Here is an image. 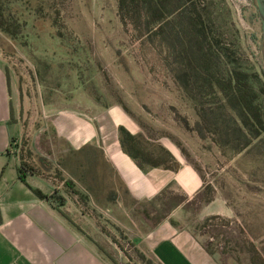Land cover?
Listing matches in <instances>:
<instances>
[{"label":"rangeland","instance_id":"rangeland-1","mask_svg":"<svg viewBox=\"0 0 264 264\" xmlns=\"http://www.w3.org/2000/svg\"><path fill=\"white\" fill-rule=\"evenodd\" d=\"M217 1L223 16H230L240 30L251 64L264 72V38L255 0ZM0 15L23 26L19 40L5 36L12 41L7 54L13 71L29 100L28 125L51 130L52 115L61 123L83 120L100 140L102 120L107 125L110 118L118 128V143L123 129L146 150L169 160L174 171L157 169L161 177L185 170V184L190 185L185 197L182 188L171 183L140 208L151 216L150 222L139 224L131 216L124 224L116 209L88 211L91 225L81 223L101 250L117 264H160L131 240L184 201L183 227L216 253L219 264H264V159L233 154L215 146L208 135L199 137L194 106L175 82L159 44L123 29L116 0H0ZM71 113L77 114L75 119ZM124 120L127 124L121 128ZM65 128L50 132V140L37 132L35 145L29 140L32 166L38 165L62 189L66 182L76 190L88 186L96 192L105 184L109 193L120 194L110 203L124 199L127 185L103 151H72L77 144ZM93 201L107 203L99 196Z\"/></svg>","mask_w":264,"mask_h":264},{"label":"crops","instance_id":"crops-1","mask_svg":"<svg viewBox=\"0 0 264 264\" xmlns=\"http://www.w3.org/2000/svg\"><path fill=\"white\" fill-rule=\"evenodd\" d=\"M11 44L12 41L0 31V264H117L111 261L109 254L102 252L91 232L81 223L91 225L87 212L116 209L121 214L118 219L124 224L131 222V216L139 224L143 220L150 222L151 216L148 215V220L147 212L140 208L143 204H150L171 183L182 188L185 197V189L188 192L187 187L190 186L185 184V170L166 177H161L157 169L142 171L121 152L118 128L112 126L110 118H106L107 125H103L102 120L99 129L101 141L95 137L90 123L78 119L73 124L61 123L56 115L51 116L55 117L51 130L47 125L43 130H34L26 123L29 100L24 95L22 81L13 71L12 58L7 54ZM71 114L73 116L70 117L75 119L77 114ZM121 122L123 124L119 126L125 128L126 120ZM66 126L69 137L77 144L72 151L79 153L87 147L103 151L127 185L124 199L110 203L120 194L117 191L109 193L105 184H101L102 188L96 192L88 186L79 191L71 184L69 193L61 185L52 184L53 179L49 177L24 173V182L21 181V159L30 166L35 163L29 140L31 145H35L37 132L38 136L43 133L50 140V135ZM25 145L27 147H23ZM34 168L39 169L38 165ZM197 189L189 192L192 194ZM34 191H40L48 199H40ZM54 195L60 200L51 199ZM94 196H99L100 200L106 198L107 203L95 204ZM184 224L183 203L160 223L153 225L150 231L135 233L131 242L135 248L152 254L160 264H219L189 229L183 227Z\"/></svg>","mask_w":264,"mask_h":264},{"label":"trees","instance_id":"trees-1","mask_svg":"<svg viewBox=\"0 0 264 264\" xmlns=\"http://www.w3.org/2000/svg\"><path fill=\"white\" fill-rule=\"evenodd\" d=\"M116 1L123 29L139 40L159 44L175 82L194 106L199 121L194 131L199 137L208 135L215 146L233 154H254L264 159V72L251 64L240 30L230 16H223L220 2ZM22 28V24L0 15V31L12 40L23 37ZM119 134L124 153L142 171H174L169 160L146 150L136 137L123 129ZM24 173L45 177L21 159L19 174L23 182ZM64 185L72 190L71 184ZM34 193L48 199L40 191ZM51 199L60 200L55 195ZM206 250L217 258L211 249Z\"/></svg>","mask_w":264,"mask_h":264},{"label":"water","instance_id":"water-1","mask_svg":"<svg viewBox=\"0 0 264 264\" xmlns=\"http://www.w3.org/2000/svg\"><path fill=\"white\" fill-rule=\"evenodd\" d=\"M255 5H256V10L261 20L263 38H264V0H255Z\"/></svg>","mask_w":264,"mask_h":264}]
</instances>
